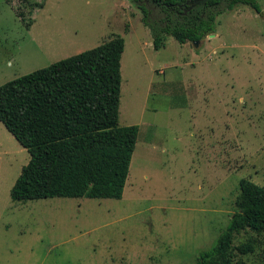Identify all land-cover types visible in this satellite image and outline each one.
<instances>
[{"label":"rangeland","instance_id":"rangeland-1","mask_svg":"<svg viewBox=\"0 0 264 264\" xmlns=\"http://www.w3.org/2000/svg\"><path fill=\"white\" fill-rule=\"evenodd\" d=\"M236 5L202 40L154 49L130 0H0V86L124 39L119 126L138 137L120 200L14 202L28 152L0 122V264H197L235 213L239 182L264 189V0ZM21 13V17H18ZM264 264V233L235 236Z\"/></svg>","mask_w":264,"mask_h":264},{"label":"trees","instance_id":"trees-1","mask_svg":"<svg viewBox=\"0 0 264 264\" xmlns=\"http://www.w3.org/2000/svg\"><path fill=\"white\" fill-rule=\"evenodd\" d=\"M130 1L154 49L164 47L167 36L180 44L202 40L236 5L260 13L257 0ZM123 51L124 39L113 36L0 86V122L30 156L10 190L12 201L122 198L139 131L119 126ZM234 205L229 225L197 264H240L236 254L253 252V243L235 246L234 239L246 230L264 233V189L241 180Z\"/></svg>","mask_w":264,"mask_h":264},{"label":"water","instance_id":"water-1","mask_svg":"<svg viewBox=\"0 0 264 264\" xmlns=\"http://www.w3.org/2000/svg\"><path fill=\"white\" fill-rule=\"evenodd\" d=\"M210 37H212V35Z\"/></svg>","mask_w":264,"mask_h":264}]
</instances>
